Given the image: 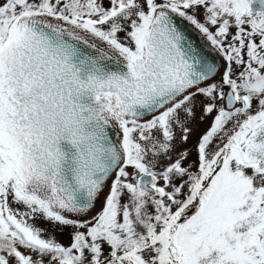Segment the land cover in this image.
<instances>
[{"label":"snow or ice","instance_id":"6c2138e0","mask_svg":"<svg viewBox=\"0 0 264 264\" xmlns=\"http://www.w3.org/2000/svg\"><path fill=\"white\" fill-rule=\"evenodd\" d=\"M0 264H264V0H0Z\"/></svg>","mask_w":264,"mask_h":264},{"label":"rangeland","instance_id":"374dc122","mask_svg":"<svg viewBox=\"0 0 264 264\" xmlns=\"http://www.w3.org/2000/svg\"><path fill=\"white\" fill-rule=\"evenodd\" d=\"M210 119L211 118H209V120H206L204 123H200L199 120L194 122L193 127H194L195 131H194V133L191 137V140H190L189 144L187 145V147L191 148L195 144L198 135L208 127V123H209ZM193 158H194V156H193ZM42 226L46 227V228L51 227L50 225H42ZM69 231L70 230H65L63 233L57 232V239H59L62 243H65V244L69 243V236H68Z\"/></svg>","mask_w":264,"mask_h":264},{"label":"water","instance_id":"95a60500","mask_svg":"<svg viewBox=\"0 0 264 264\" xmlns=\"http://www.w3.org/2000/svg\"><path fill=\"white\" fill-rule=\"evenodd\" d=\"M190 34L193 35V38L199 39V37L195 33L191 32V30H190ZM211 55L212 56H215V53H211ZM217 62H219V58L218 57H217ZM113 135H115V132L113 133Z\"/></svg>","mask_w":264,"mask_h":264}]
</instances>
